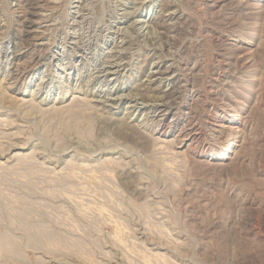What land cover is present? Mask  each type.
<instances>
[{
    "label": "rangeland",
    "instance_id": "rangeland-1",
    "mask_svg": "<svg viewBox=\"0 0 264 264\" xmlns=\"http://www.w3.org/2000/svg\"><path fill=\"white\" fill-rule=\"evenodd\" d=\"M0 264H264V0H0Z\"/></svg>",
    "mask_w": 264,
    "mask_h": 264
},
{
    "label": "bare ground",
    "instance_id": "bare-ground-1",
    "mask_svg": "<svg viewBox=\"0 0 264 264\" xmlns=\"http://www.w3.org/2000/svg\"><path fill=\"white\" fill-rule=\"evenodd\" d=\"M116 62V61H115ZM112 63V62H111ZM117 66V65H116ZM116 66H112V67H109L108 69H113L114 67H116ZM107 69V68H106ZM101 72V71H100ZM169 96V95H168ZM162 101V100H161ZM163 105V104H162ZM158 106V107H156V113L158 112L159 114H156V116H158L159 118V120H158V123H157V125H156V128H157V130H158V132L159 133H166V129H167V119H168V117H169V114L170 113H168L167 112V110L166 111H164V108H163V106ZM168 108V107H167ZM153 112V111H152ZM232 117V116H231ZM173 120V119H172ZM222 124V123H221ZM224 125V124H223ZM169 126H170V124H169ZM184 126V125H183ZM181 129V128H180ZM196 130V129H195ZM171 134V133H170ZM190 133H188L187 132V135H184V137H183V141H182V143L183 144H185L186 142H188V141H190V139H191V137H190ZM193 140V139H192ZM207 152V151H206ZM204 153V152H203Z\"/></svg>",
    "mask_w": 264,
    "mask_h": 264
}]
</instances>
